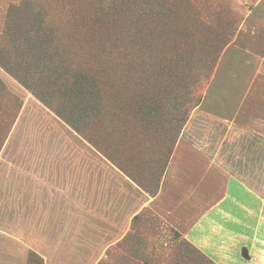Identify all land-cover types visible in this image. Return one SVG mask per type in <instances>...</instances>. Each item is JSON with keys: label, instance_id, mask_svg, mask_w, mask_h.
I'll return each mask as SVG.
<instances>
[{"label": "rangeland", "instance_id": "374dc122", "mask_svg": "<svg viewBox=\"0 0 264 264\" xmlns=\"http://www.w3.org/2000/svg\"><path fill=\"white\" fill-rule=\"evenodd\" d=\"M82 28L91 30L83 40ZM62 58L69 75L86 74L99 89L106 80L122 114L112 127L98 121L83 76L73 73L70 94L50 84ZM249 91L256 115L264 109V0H0V264H213L176 246L181 234L159 217L161 238L143 233L133 251L120 240L102 252L84 187L136 182L153 195L188 128L215 138L223 121L207 113L222 111L214 102ZM77 127L100 137L110 161ZM37 184L52 193L64 184L59 209L34 195L50 191Z\"/></svg>", "mask_w": 264, "mask_h": 264}, {"label": "crops", "instance_id": "0c3cea01", "mask_svg": "<svg viewBox=\"0 0 264 264\" xmlns=\"http://www.w3.org/2000/svg\"><path fill=\"white\" fill-rule=\"evenodd\" d=\"M214 103L222 111L207 113L223 121V129L210 139L188 128L155 194L136 183L84 187L89 189L90 232L102 252L124 238L123 247L133 251L143 233L161 238L159 217L217 264H264V109L253 113L250 91L235 101ZM54 185L58 192L52 193V185L37 184L50 194L36 191L34 195L50 198L59 209L65 187ZM147 208L156 214L154 218ZM57 217L55 230L64 231L59 222L65 214Z\"/></svg>", "mask_w": 264, "mask_h": 264}, {"label": "trees", "instance_id": "16d2710c", "mask_svg": "<svg viewBox=\"0 0 264 264\" xmlns=\"http://www.w3.org/2000/svg\"><path fill=\"white\" fill-rule=\"evenodd\" d=\"M83 29L82 28L81 30H79L81 32V39L83 40V37H86V36H89L91 30L87 31L88 29H85V31H87L86 33L83 32ZM3 30V29H2ZM5 31V29H4ZM78 40V38L76 39V41ZM63 59V58H62ZM56 65H57V68H52L53 70H50V84L51 85H56L57 87L59 86H62V83L65 84L66 88H67V94H70V92H72V87L70 85V82L69 81H72L73 79V73L76 75V76H83L84 80H88V84L89 86L91 87V91H92V96L93 98H95V101L97 102V110L96 112L98 111L99 112V118H98V121L101 122V121H104L106 124H108L109 126L112 127L113 123H115L117 121L118 118L121 117V111L120 109H115V107L113 108V104H117L118 103V99H115L112 103L111 99L109 98L108 96V87H107V83H106V80H99V83H101V87L99 89V86L97 85H93L95 82H91L85 75L86 74H81V73H75L73 72L71 75H69V70L68 68H66V62L65 60H58L56 62ZM59 68H61V70L59 72H57L59 70ZM37 71H41L42 70H37ZM44 71V70H43ZM84 73V72H82ZM86 73V72H85ZM86 80V81H87ZM40 83V81H39ZM87 84V82H86ZM71 88L70 91H68V89ZM64 93L63 94H66L65 93V89L63 90ZM104 93V96L105 98L104 99H99V93ZM99 100H101L102 102L99 103ZM55 102H53L52 100H48L47 101V105L53 109V111L55 112H59L57 109H54V105ZM90 116L89 114L87 115V117ZM84 119V117L82 118ZM76 129V128H75ZM77 132H79L80 136H82L97 152H99L101 155H103L107 160L110 161V159H108L106 153L103 151L105 150L106 151V147L104 145V142L102 140H100V137H98V135L96 134H93L91 136H88L86 134L87 130L84 128V127H80L76 129ZM98 131H99V128H98ZM86 138H85V137ZM103 148V149H102ZM88 152H90L91 154V150ZM92 153H94L92 151ZM112 164H114L120 171H122L126 176H129V178L131 180H133V182H135V180L133 179L132 176H130L129 174H126L125 171L123 169H121V167L114 163L112 160H111ZM136 183V182H135ZM155 190L157 191V185L155 186ZM156 191L152 194H155ZM175 233V232H174ZM176 234V233H175ZM177 235V234H176ZM125 238L123 239V241H121V244L124 242ZM179 244H182V245H185V246H190V247H193L198 253H200L201 255H203L208 261H210L211 263L213 264H217L214 260H212L209 256H207L205 253H203L201 250H199L196 246H194L191 242H189L186 238L184 237H180L179 241L176 243V246H178ZM132 252H130L131 254ZM134 254V253H132ZM124 261V259H123Z\"/></svg>", "mask_w": 264, "mask_h": 264}]
</instances>
